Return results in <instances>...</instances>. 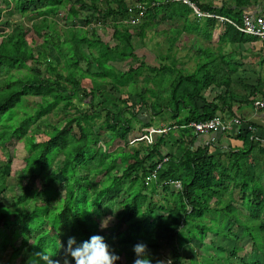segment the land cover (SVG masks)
<instances>
[{"label": "trees", "instance_id": "16d2710c", "mask_svg": "<svg viewBox=\"0 0 264 264\" xmlns=\"http://www.w3.org/2000/svg\"><path fill=\"white\" fill-rule=\"evenodd\" d=\"M189 1L202 12L241 22V14L227 10L223 0L218 4ZM136 2L144 7L145 14L132 25L128 19L138 18L139 10L131 0H0V19L6 14L27 16L32 34L26 36L25 27L17 24L11 32L0 35V149L5 150L16 139L27 152L18 181L20 194L10 199L9 206L2 199L12 158L0 153L5 159L0 165V231L7 234L2 241L0 236V256L10 251L9 261L44 264L35 254L45 252L60 262L68 257L65 250L69 237L81 243L100 235L123 259L116 264H133V246L141 242L147 245L151 264H181V251L191 241L194 246L190 248L202 249L210 234L238 239L234 230H226V225L236 224L249 236L254 256L248 260L238 257L241 248L220 246L217 251L225 254L222 260L229 264H263L264 189L246 170L253 150L248 126L243 125L237 134L243 148L231 154L228 161L227 156L210 154L207 146L191 150L184 144L180 158L164 156V134L151 144L143 140L138 148L108 152L116 140L128 145L133 122L144 129L151 127L137 117L131 95L151 113L161 106L156 101L162 96L174 121L168 131L227 111L232 94L227 91V73L223 74L221 68L222 63L227 69V55L220 53L218 58L209 59V48H203L205 57L199 59L197 54L195 70L187 72L178 68L181 61L173 51L180 36L188 34L209 41L217 31L219 52L227 44L258 38L241 34L217 18H199L183 3ZM3 4L7 7L2 8ZM58 20L63 22L61 27ZM165 21L180 27L168 31L171 37L166 53H158L152 66L135 54L134 40L142 42L147 32ZM98 28H110L111 36L103 40ZM128 59L136 66L126 72L111 65ZM91 65L98 72H91ZM211 86L222 87L225 93L217 95L215 103H206L202 92ZM156 88L164 93L157 96ZM165 92L169 94L167 99ZM30 97L39 98L32 114L25 107ZM21 101L25 102L20 123L14 128L1 126L2 117ZM199 101L204 103L201 108ZM52 112L61 115L58 124L48 123L46 117ZM97 120L100 125L95 130ZM43 123L45 128L41 127ZM98 132L108 135L109 142L101 144ZM148 134L144 132L141 137ZM59 154L63 159L52 170V161ZM165 157L168 161L151 178ZM36 181L39 185L34 188ZM169 182H179L180 189L171 192ZM229 190L233 199L225 202L223 196ZM232 192H236V198ZM155 196H162L164 203ZM233 202L241 204L248 222L233 216L241 211ZM115 204L120 207L117 224L102 229L100 219ZM218 212L223 217L213 219V213ZM256 226L260 236L255 231L245 232ZM233 258L238 262L232 263ZM220 261L203 264H222Z\"/></svg>", "mask_w": 264, "mask_h": 264}, {"label": "rangeland", "instance_id": "374dc122", "mask_svg": "<svg viewBox=\"0 0 264 264\" xmlns=\"http://www.w3.org/2000/svg\"><path fill=\"white\" fill-rule=\"evenodd\" d=\"M201 1L203 3L209 2V3L218 4V3H220L221 0H201ZM223 1L225 2L226 0H223ZM133 2H134V5L138 6V3L137 2L135 3V0H131V3H133ZM1 7L6 8L7 6H6V4H3V5H1ZM28 19L29 18L27 16L21 17L18 14H14L13 16H8L7 14L4 15L3 18L0 19V35L11 32L17 24H22L25 27L26 36H28V37H30L29 35L32 36V34L29 30V27L31 25V21H29ZM58 23H59L60 27L63 24V22H61L60 20H58ZM179 27H180V25L178 23H171L170 21H165V22H162L161 24H159L158 27L156 29H154L153 31L147 32L145 39L142 42L139 41L138 38H135L134 46L137 47L135 50V54L140 58H144V60L146 61L147 64L155 66V56L158 55V53L159 54H165L166 48L169 45L167 40L171 36H170V33L168 31L169 30L171 31L172 28L176 29ZM164 32H167V33L165 34ZM97 34L102 36V39L105 40L106 38H109V36H111L112 30L110 28H108V29L98 28ZM214 34H215V36H217L218 32L215 31L213 33V35ZM203 48H209V51L211 52L209 59H211L214 56H216L218 58L220 53L221 54H227V46H223V48H221V52H219L218 42H217L216 37L210 41H204L201 39V37L198 38V37H195L193 35H188V34H183L182 36L179 37L178 41L175 43V47H174L173 51L176 52L177 58H179L178 60L181 61L179 66L182 69H186L188 71H191L195 67V56L197 54H200L199 59H203L205 57L204 54H206V51L202 52ZM209 51H207L208 55L210 53ZM111 65L118 71L126 72L129 67L134 66L135 64L132 60L128 59L126 61H116V62L112 63ZM82 66L84 69H86L84 64H82ZM89 70L91 72H98L99 69H97L95 66L91 65L89 67ZM124 89L126 90V88H124ZM142 89L143 88L141 87V90ZM167 90H168V88H167ZM154 92L157 93V96H161L164 93V90L161 88H156V90H154ZM165 94H166L165 99H167V97H169V94L167 92H165ZM148 95H150V94H148ZM151 101H153V104H154V100L151 99ZM24 102L25 101H21L16 106L15 109L8 111L2 117L1 126L8 127V128H14L20 123V121L24 117V112H23ZM38 102H39V98L30 97L28 99V101L25 103V107H26L27 111H29L32 114L35 107H36V104ZM130 102L134 103L135 106L137 107V110H138L137 111V117L141 121H143L144 123L147 122V125L151 126L152 128L156 129L157 127H160L161 123L164 125L165 128H167L168 126L173 124V123H171L172 122L171 116L165 108L166 105H164L167 103V101L163 102L162 96H161V100L156 101L157 103L161 104V106L159 108L162 107V109L157 108V110L154 113H151L148 109H146L142 106L140 107L139 103L137 102V99L135 97H133V95L130 96ZM169 102L170 101H168V103ZM46 118H47L48 123H50V124H58L59 121L62 120L61 115H55L53 112L51 114H49ZM95 122L97 124V126H95V130H98V126L100 125V120H97ZM133 123H134L133 124L134 130L128 136V145H125L120 140H116L110 144L111 147L108 150V152L119 151L120 148L125 150V151H128L131 149V147H134V148L137 147L138 148V147H140V145L145 143L142 140L141 136L146 131V129L141 128V126L136 121ZM62 124H63V122L61 123V125ZM41 127L45 128V124L44 123L41 124ZM152 128L149 127L147 129H149V131L151 132ZM165 130H167V129H165ZM167 132H169V133H168V135L164 136V138L166 139L165 141L170 140L171 137H174V135L176 134V131L172 130V129L169 131L167 130ZM99 133L100 132H98V134ZM100 136H101V144L104 142H109L110 137L108 135H106V134L102 135L100 133ZM152 137H153V135H152ZM1 141H3V140H0V145L2 144ZM108 146H109V144H106L105 148H107ZM1 152H4L3 155H7V156L12 158L11 159L12 164H11L10 177L6 180V189L7 190L5 192V196L2 199L3 204L6 206H9L10 205V199L15 198L16 196H18L20 194V189L18 187V181H19V176L21 174V170L24 168L23 159L27 156V152L24 149V144L22 142H18L16 139H13L11 141V143L8 144V147L5 146V150L0 149V153ZM62 159H63V156L61 154L57 155L53 159L52 166H51L52 170L54 168H56L57 166H59ZM4 160L5 159H2L1 155H0V165H3V163L5 162ZM99 179L100 178H96V180H99ZM38 185H39V182L36 181L33 183L32 186H34V188H36V187H38ZM173 189L174 188H172V190ZM174 191H175V189H174ZM60 193H61L60 194V197H61L63 195V190L60 191ZM158 197L162 198V196H155L156 199H158ZM231 199H233V198L229 197L228 202L232 201ZM223 200L225 202H227L226 194L223 196ZM233 205L235 208H238L241 210L240 213L239 212L234 213L233 216H235V217L240 216L241 221L246 222L247 221V217H246L247 212L244 209H242L241 204L233 202ZM119 211H120V207L117 204L113 205L109 210V214L106 217H103L100 219V225H101L102 221H105V223H107V227H112V226L116 225L117 224L116 215L119 213ZM213 215L215 216V218H213L215 220L223 217V215L219 212L213 213ZM123 227H125V226H123ZM240 227L241 226L236 225V224L226 225V230H228V229L234 230L238 239L231 237L229 240H226L222 237H215V236H212L210 234L209 236H207L206 240L204 241L205 246L202 249L201 248L195 249L194 247L190 248L191 246H194V241H191V243H189L188 246H185L181 251L182 252L181 264H192L190 260H193L195 264H203L208 260H212L214 263H216L217 260H219V261L221 260L220 262L222 264H229V262H225L222 260L223 257L225 258V254H222V253L217 251V248L220 246H222V247L227 246V248H229V250H231L232 248H234L236 246V247L242 249V251H240L238 253V257H245L248 260L253 258V256H254L253 250L254 249H253L252 243L250 241V238H249V236L244 234L243 229ZM248 231H250V232L255 231V233L258 234V236L261 235L260 232L258 231L257 226L251 227L250 230L245 229V232H248ZM0 233H2V231H0ZM2 234L3 235H0L2 237V239L0 238L1 241L7 235L6 232H4ZM9 252L10 251H8L7 253L2 254L0 256V264H22L20 259L15 260V261H9V259H8ZM66 258L69 261V264H75V261H73L70 256L61 259L60 264H64V261ZM120 260H121L120 262L123 263V259L121 258ZM214 260H216V261H214ZM230 261L232 263H236V262H238V258H233ZM261 261L264 264V259H262Z\"/></svg>", "mask_w": 264, "mask_h": 264}, {"label": "crops", "instance_id": "0c3cea01", "mask_svg": "<svg viewBox=\"0 0 264 264\" xmlns=\"http://www.w3.org/2000/svg\"><path fill=\"white\" fill-rule=\"evenodd\" d=\"M226 1L227 10L239 12L241 18L245 14L260 15L264 11V0ZM215 37L217 39L218 35L215 36L214 34L212 39ZM223 55H227V69L224 68L225 65L222 63L221 68L224 71L223 74L227 73V91H229L230 95L232 94V99L227 111H224V113L218 111L215 117H221L230 123L231 126L225 132L218 131L209 134H195L191 128L184 126L174 127L172 130H175L176 134L170 140L165 141L166 145L162 148V155L180 158V148L183 144V147L189 146L191 150L207 146L210 154L227 156L228 161L231 154L243 148V142L237 137V134L240 129L244 128L242 126L246 125L251 134L250 143L253 149L248 155L246 170L260 181L264 189V109L257 108L254 105L256 101H264V40L249 38L241 44H227V54ZM178 68L181 67L179 66ZM194 70L195 67L191 71H186L193 72ZM223 93H225L224 88L211 86L202 92V97L206 100V103H215L214 99L217 95L223 96ZM199 104L200 108L204 106L202 101H199ZM187 111L188 109L182 111L181 115L186 114ZM235 119L239 121L238 125L231 123ZM144 124H147V122ZM145 129V132L149 131V129ZM158 129L165 130L166 128L161 123V126L156 128V130ZM164 135H168V132L164 133ZM157 136L159 135L153 134V138ZM228 187L230 188L231 185ZM170 191L172 192L171 188ZM230 193L231 190L227 191V202L231 195ZM232 193L236 198V192ZM163 201L161 198V202ZM235 201L238 202L239 200L236 199Z\"/></svg>", "mask_w": 264, "mask_h": 264}, {"label": "built area", "instance_id": "2783aa9c", "mask_svg": "<svg viewBox=\"0 0 264 264\" xmlns=\"http://www.w3.org/2000/svg\"><path fill=\"white\" fill-rule=\"evenodd\" d=\"M173 3H183L188 5L192 10L194 15H196L199 18H217L220 22H226L231 24L238 32L241 34H244L246 36L256 37L258 39L264 40V11L260 15H253V14H245L241 18V22L239 24L233 23L230 20H227L223 17H217L215 15H212L208 12H202L199 10L195 4L191 3L189 0H169ZM138 10V18H130L128 19V22L132 25L137 24L139 22V18L143 17L145 14V9L143 6L134 5ZM255 107L264 109V101H256L254 102ZM232 124L238 125L239 121L237 119L231 121ZM230 123L226 122L221 117H213L210 120L206 121H199V122H192L186 126V128H191L192 131L195 134H209L212 132H225L230 127ZM149 134L142 137V140L146 141L147 144H151L153 141V134H164L167 132V130L164 129H153L148 131ZM168 161V159L165 157L163 158L156 166L155 171L151 175V178H155L156 171L159 170L163 164H165ZM171 187L174 189H180V183L179 182H169L168 183Z\"/></svg>", "mask_w": 264, "mask_h": 264}, {"label": "clouds", "instance_id": "9594fccd", "mask_svg": "<svg viewBox=\"0 0 264 264\" xmlns=\"http://www.w3.org/2000/svg\"><path fill=\"white\" fill-rule=\"evenodd\" d=\"M106 227L107 223L102 221L101 228ZM65 251L66 256H70L75 264H116L120 260V256L110 250V246L105 242L104 237L100 235H93L81 243H77L75 237H69ZM133 252L135 253L133 264H151V258L145 243L141 242L134 245ZM35 255L43 259L44 264H60L58 260H52V256L45 252H39ZM64 264H69L67 258Z\"/></svg>", "mask_w": 264, "mask_h": 264}]
</instances>
